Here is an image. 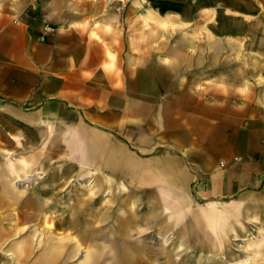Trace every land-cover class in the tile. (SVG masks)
<instances>
[{
	"label": "crops",
	"instance_id": "obj_1",
	"mask_svg": "<svg viewBox=\"0 0 264 264\" xmlns=\"http://www.w3.org/2000/svg\"><path fill=\"white\" fill-rule=\"evenodd\" d=\"M148 5L0 0V139L13 136L14 124L27 128L28 137H69V153L94 169L123 175L134 207L151 203L154 216L139 224L158 227L156 239L171 240L173 249L250 244L264 227L261 90L255 80H245L235 59L219 55L213 61L210 50L191 48L193 39L155 31L146 17L165 14L177 26L179 15ZM262 69L251 73L256 78ZM54 131L61 132L49 133ZM41 166L35 154L19 159L0 152V264L21 261L2 260L11 243L33 250L32 232L20 236L36 218L51 215L46 202L59 186L40 196L19 187ZM56 174L60 180L69 175ZM105 193L107 202L111 190ZM127 211L118 215L125 225L131 223ZM69 221L59 225L61 231L85 232L80 221ZM51 240L55 248L45 243L41 256L50 250L59 260L40 257L32 264H115L121 252L109 239L81 242L97 253L66 263L56 248H65V239ZM80 247L76 242L74 250Z\"/></svg>",
	"mask_w": 264,
	"mask_h": 264
},
{
	"label": "rangeland",
	"instance_id": "obj_2",
	"mask_svg": "<svg viewBox=\"0 0 264 264\" xmlns=\"http://www.w3.org/2000/svg\"><path fill=\"white\" fill-rule=\"evenodd\" d=\"M133 1H142L151 7L159 6L163 13L172 12L171 8H174L179 15L177 26H172V21L168 20L165 14L162 19L157 20L148 16L147 21L160 33H178L181 39H193L190 43L191 48L210 50L213 61L214 57L219 55L227 56L229 62L235 59L244 68L245 80H255L261 90V97L264 98V73L256 78L251 73L253 67L264 68V0ZM181 44L187 48V42ZM157 45H154V48H157ZM86 124L83 126L94 132ZM13 126V136L0 139V152L8 151L12 158L19 159L35 154L38 161H44V167L36 169L30 178H21L24 181L19 187L24 188L23 191L28 195L34 193L39 196L43 190L54 186L60 187L53 195L55 200L46 202L51 210L48 215H51L36 218V221L32 222L33 227L28 231L27 228L24 229L28 233H22L21 239L27 238L32 232L35 248L33 251L30 250L26 260L16 264H32L38 260L46 244L54 249L55 245L48 242L50 237L52 240L65 239V248L63 245L56 248L61 249L60 253L65 255L66 263L79 258L84 260L90 257L91 253H97L89 249V243L82 245L81 242L91 243L92 240L104 242L109 239L113 247L121 251L116 257L115 264H264V227H259L258 234L252 238L250 244L245 243L237 249H173L171 240L167 244H162L163 239H156L155 231L158 227L139 224L142 218L145 221L147 216H154L155 211L150 209V202H138V207L133 206L134 203L130 201L134 198L133 192L129 184H124L123 175L94 169L80 156L69 153V137L49 135L44 138H33L28 137L27 128L18 124ZM62 171L69 173L65 180H60L56 174ZM93 188H96L97 192L93 191ZM108 190H111V193L108 196L109 201L105 202L107 198L105 191ZM125 208L131 220L127 225L124 224L123 218L118 216L123 214ZM133 210L137 213L136 217L131 216ZM78 214L82 215L78 218L76 217ZM14 218L15 223L22 224L24 221L23 217ZM70 219L74 220L73 225L77 220L80 221V226L84 227L85 232H66L64 228L62 230L65 232L61 231L59 225L63 223L71 225ZM92 228H95V231L91 233ZM76 242L84 247H80L78 251L74 250Z\"/></svg>",
	"mask_w": 264,
	"mask_h": 264
},
{
	"label": "bare ground",
	"instance_id": "obj_3",
	"mask_svg": "<svg viewBox=\"0 0 264 264\" xmlns=\"http://www.w3.org/2000/svg\"><path fill=\"white\" fill-rule=\"evenodd\" d=\"M28 178V177H27ZM22 181V180H20ZM46 220V219H45ZM47 222V221H45ZM48 223V222H47ZM29 226V225H28ZM8 230V229H7ZM16 233V232H15ZM26 233V232H25ZM69 236V235H68ZM21 237V236H20ZM13 240V239H12ZM76 241V240H75ZM25 242H19V244L16 243H11L10 247L12 249V252L6 254H2L1 258L2 260H8V261H12V260H21L24 261L26 260L28 253L30 252V249H27L28 246H26V244H24ZM7 245V244H6ZM41 247V246H40ZM4 249V247H3ZM33 251V250H32ZM6 254V255H5ZM41 258L44 261H48L50 263H55L57 260H59V256H57V254L54 253V251H47L45 255H42Z\"/></svg>",
	"mask_w": 264,
	"mask_h": 264
}]
</instances>
